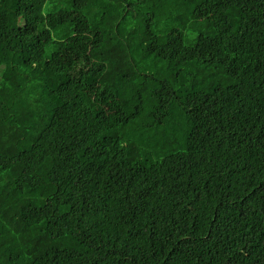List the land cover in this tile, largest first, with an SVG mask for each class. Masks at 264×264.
Instances as JSON below:
<instances>
[{"label": "trees", "instance_id": "trees-1", "mask_svg": "<svg viewBox=\"0 0 264 264\" xmlns=\"http://www.w3.org/2000/svg\"><path fill=\"white\" fill-rule=\"evenodd\" d=\"M0 264H264V0H0Z\"/></svg>", "mask_w": 264, "mask_h": 264}]
</instances>
